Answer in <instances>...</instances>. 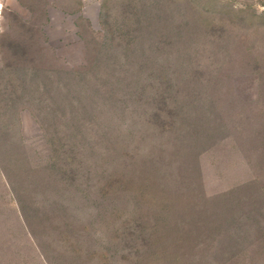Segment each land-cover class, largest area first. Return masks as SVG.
Returning <instances> with one entry per match:
<instances>
[{"label":"rangeland","instance_id":"rangeland-1","mask_svg":"<svg viewBox=\"0 0 264 264\" xmlns=\"http://www.w3.org/2000/svg\"><path fill=\"white\" fill-rule=\"evenodd\" d=\"M198 18L205 21L198 32L205 42L193 51V67L169 64L168 87L154 65L141 73L138 99L128 85L110 88L115 76L107 67L77 83L92 92L95 109L121 101V111H111L114 140L100 138L78 112H54L41 124L43 79L56 85L65 72L84 73L94 39L104 36L113 50L136 34L139 20L149 26L148 51H159L173 27ZM135 67H122L123 77ZM193 86L194 104L210 103L221 121L206 115L215 131H197L199 146L212 137L196 156L197 146L184 144L181 154L174 142L188 131H159L150 119L158 89L166 87L164 95L175 101ZM18 135L26 163L56 150L58 177L25 171L18 156L15 177L0 174V264H264V2L0 0L1 168ZM143 164L155 170L153 189L132 215ZM152 203L171 204L167 226L155 219Z\"/></svg>","mask_w":264,"mask_h":264},{"label":"trees","instance_id":"trees-1","mask_svg":"<svg viewBox=\"0 0 264 264\" xmlns=\"http://www.w3.org/2000/svg\"><path fill=\"white\" fill-rule=\"evenodd\" d=\"M215 1V0H214ZM217 3V2H215ZM142 9L147 10V8L142 7ZM203 9V7H202ZM201 14V13H200ZM47 20V19H46ZM205 21L201 20L200 18L196 19L195 22L192 21H182L178 26L173 27V31L171 30V35L167 34L165 36L167 39L164 40L165 47H169L167 50L164 51L165 47H162L163 50L159 51H148V46L150 43V39H148L146 31L148 30V24L139 22V20H135L134 22V30L136 34L134 36L128 37L123 43H117L115 45V49L108 48V41L105 39L104 36H101L100 38L94 39L92 42V59L91 63L92 65H89L84 73H74L73 75H70L69 73L65 72L64 75L61 77H58L57 84L52 85L49 79H43V82L40 81L39 83H43L41 92L45 95V106L42 105V107L47 108V113L44 115V118H41V124L43 122L46 124L47 122H50L51 119L49 118L51 115L53 116L54 112L56 114L58 112H63L67 114H74L78 112V115L80 117L79 121H86L94 124L95 129L97 130L99 137L103 138L104 140H108L111 142V140H114L113 136L116 135L115 129H117V119L113 115L111 111H114V108H117V113H119L120 105L122 104L121 101L117 102L115 100H109L106 110L105 108L103 110L101 109H95L92 102V92L86 90V89H80L81 87H84V85H81V87H78L77 83L83 82L86 77H88V74L91 75L92 72L97 73V69L99 67H107L109 69V73L113 72V82L115 85L110 88H118L119 90L123 89L124 86L128 85V87H132L133 93L136 94L137 97L134 96V99H138L140 96L142 97V92H144V87L139 88V79H141V73L144 71L145 68H149L151 66H157L158 73L162 72V82H165L168 87L170 85L172 79L168 76L169 72V64L171 67L178 68L188 63L192 67L193 65V51L197 50L200 46L203 45L205 42L204 40V34L199 35V29L204 27ZM152 42V41H151ZM150 49V48H149ZM121 60V68L118 70L117 68L114 69V66L117 65L118 61ZM128 63L135 64L136 70L134 69V72L131 77H123V74L125 71H123L122 67L127 65ZM157 63V64H156ZM163 65V66H162ZM167 65V67H166ZM165 67V68H164ZM39 71L33 72V77L37 79L39 75ZM195 75V74H194ZM178 76V74H177ZM91 78V77H90ZM193 78V77H192ZM38 81V80H37ZM76 83V84H74ZM201 83V82H200ZM199 83V84H200ZM42 85V84H41ZM52 85V86H51ZM55 86V87H54ZM60 87V88H59ZM166 87L165 89H158V92L154 94L152 101L156 104V112L151 113L150 119L155 128H157L159 131H188L184 132V134L178 135V137L174 140V142H177L179 145H182L178 148L179 152L185 153L186 149L184 148L185 145H194L197 146L195 149H193V152H195V156L197 155L198 148H204L206 147L205 142H210L211 139L209 137L212 135V133L204 136V139H201L203 141L201 143V146H199L197 143L200 140L201 131H215V128H210L214 130H210L208 126V123L206 124V115L211 119V121H215V118L217 120V124H220V119L218 120L217 116H214L213 109L210 103H204L203 105L197 106L194 104L195 101H192L196 99L194 96L196 95L197 87L190 88V93H188V97L185 99H176L171 100L166 95H164V92L166 93ZM143 88V89H142ZM196 88V89H195ZM137 89V90H136ZM94 94V93H93ZM134 94V95H135ZM132 95V97H131ZM133 98V94H129V98ZM48 99V100H47ZM47 100V101H46ZM117 102V103H116ZM115 106V107H114ZM122 109V108H121ZM165 114L166 117L170 121H163V115ZM55 116V115H54ZM53 116V118H55ZM215 117V118H214ZM214 118V119H213ZM93 121V122H92ZM208 121V120H207ZM216 123V122H215ZM214 125V124H213ZM217 125V126H218ZM215 126V125H214ZM81 127V125H80ZM80 127L79 130H80ZM197 131H199L197 133ZM78 132V131H77ZM4 138H9L8 133L2 134ZM117 136L119 137V133H117ZM116 136V137H117ZM120 137L124 139L123 134L120 133ZM212 137V136H211ZM54 140V139H53ZM52 140V142H54ZM107 141V142H108ZM22 142L21 135H18L17 140L15 138L14 141L11 140L9 149H7L6 156L9 159L13 156V162L12 164H7L6 162V156L4 157V163L3 168L0 167V174L3 178H5V173L10 175L12 178L15 177L13 174L16 173V170H20V166L16 164L15 157L18 156L23 161L22 163H25L24 170H28L31 173H40L41 175L49 176L57 178L58 174L55 172L56 169V163L59 162V157L57 159V155L54 156V152L56 150L50 149L49 150V158H44L40 160V163L37 164H29L26 163L25 157H22V154L20 153V147ZM55 143V142H54ZM56 144V143H55ZM174 149V147H173ZM172 149V150H173ZM198 149V150H197ZM195 150V151H194ZM12 152V153H11ZM17 152V153H15ZM176 152V150H173V154ZM13 154V155H12ZM20 154V156H19ZM47 156V157H48ZM10 161V160H9ZM145 164L139 170L136 172L138 173V177L141 174L142 175V182L139 181L138 187L133 188V205L130 208V212L132 215H134L133 210L135 211V214L138 211L139 204L143 203L144 196L148 192H150L153 189L151 178L154 174L151 164L144 167ZM30 166V167H28ZM6 172H5V171ZM31 170V171H30ZM40 171V172H38ZM132 174V173H131ZM61 175V174H60ZM132 175L129 176L127 181H130V178ZM140 179V178H139ZM128 184V183H127ZM141 199V202L139 200ZM152 203V211L155 219H157L158 223L167 226L169 218L167 215L173 212V208H171V204L164 203V204H157ZM20 208H18L19 211V217L21 218V214H23V210L25 207L23 205H19ZM22 210V211H21ZM17 211V212H18ZM26 211V210H25ZM24 211V212H25ZM170 212V213H169ZM160 215V216H158ZM23 217V215H22ZM22 219V218H21ZM24 219V218H23ZM22 221V220H21ZM23 222V221H22ZM156 223V222H155ZM25 222H23V225ZM146 225V224H145ZM25 226V225H24ZM154 226V224H153ZM145 226L144 228H146ZM155 227V226H154Z\"/></svg>","mask_w":264,"mask_h":264},{"label":"built area","instance_id":"built-area-1","mask_svg":"<svg viewBox=\"0 0 264 264\" xmlns=\"http://www.w3.org/2000/svg\"><path fill=\"white\" fill-rule=\"evenodd\" d=\"M257 1H259V2H264V0H257Z\"/></svg>","mask_w":264,"mask_h":264}]
</instances>
